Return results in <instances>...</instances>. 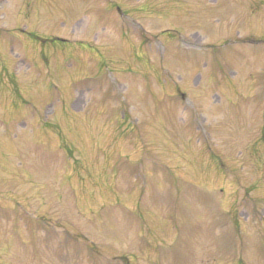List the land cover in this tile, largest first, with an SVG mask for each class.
Instances as JSON below:
<instances>
[{"label": "rangeland", "instance_id": "obj_1", "mask_svg": "<svg viewBox=\"0 0 264 264\" xmlns=\"http://www.w3.org/2000/svg\"><path fill=\"white\" fill-rule=\"evenodd\" d=\"M0 264H264V0H0Z\"/></svg>", "mask_w": 264, "mask_h": 264}]
</instances>
